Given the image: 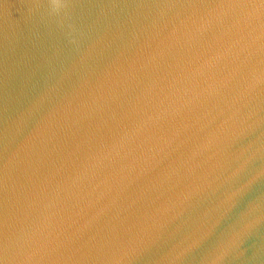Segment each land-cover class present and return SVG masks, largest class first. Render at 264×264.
Segmentation results:
<instances>
[{
	"label": "water",
	"instance_id": "95a60500",
	"mask_svg": "<svg viewBox=\"0 0 264 264\" xmlns=\"http://www.w3.org/2000/svg\"><path fill=\"white\" fill-rule=\"evenodd\" d=\"M59 2L0 0V264H264L261 0Z\"/></svg>",
	"mask_w": 264,
	"mask_h": 264
},
{
	"label": "clouds",
	"instance_id": "9594fccd",
	"mask_svg": "<svg viewBox=\"0 0 264 264\" xmlns=\"http://www.w3.org/2000/svg\"><path fill=\"white\" fill-rule=\"evenodd\" d=\"M62 5L60 4L59 0H53V3H52V10L53 11H56L58 10ZM242 8H247L246 6H241ZM253 13L251 12H242V15H245V16H250L252 15Z\"/></svg>",
	"mask_w": 264,
	"mask_h": 264
},
{
	"label": "snow or ice",
	"instance_id": "6c2138e0",
	"mask_svg": "<svg viewBox=\"0 0 264 264\" xmlns=\"http://www.w3.org/2000/svg\"><path fill=\"white\" fill-rule=\"evenodd\" d=\"M244 6H246V7H256L255 4H248V5H244ZM259 7H260L262 10H264V0H261V3L259 4ZM5 250L7 251L8 248L5 247Z\"/></svg>",
	"mask_w": 264,
	"mask_h": 264
}]
</instances>
